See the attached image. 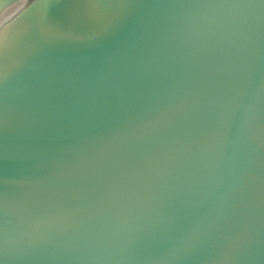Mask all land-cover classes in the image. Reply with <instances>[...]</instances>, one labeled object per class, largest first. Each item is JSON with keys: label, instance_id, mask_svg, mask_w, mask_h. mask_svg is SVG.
<instances>
[{"label": "snow or ice", "instance_id": "6c2138e0", "mask_svg": "<svg viewBox=\"0 0 264 264\" xmlns=\"http://www.w3.org/2000/svg\"><path fill=\"white\" fill-rule=\"evenodd\" d=\"M53 2L54 0H46L42 6L50 8ZM126 6V0H68L65 15L71 25L89 32H103L107 31L124 14ZM44 30L53 34L52 30L47 27ZM10 74L8 52L0 43V131L4 132L15 128L10 116V95L7 90ZM7 206L8 195L5 193L0 199V207L6 210ZM194 244L195 240L188 237L184 247H191ZM0 248L6 250V242H0ZM0 264H3V260H0Z\"/></svg>", "mask_w": 264, "mask_h": 264}]
</instances>
